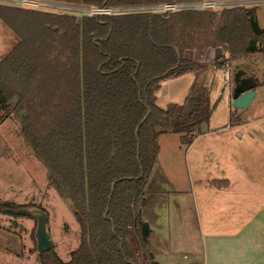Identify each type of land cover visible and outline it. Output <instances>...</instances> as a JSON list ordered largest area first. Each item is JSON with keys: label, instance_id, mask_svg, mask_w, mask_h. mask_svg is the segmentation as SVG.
<instances>
[{"label": "trees", "instance_id": "trees-1", "mask_svg": "<svg viewBox=\"0 0 264 264\" xmlns=\"http://www.w3.org/2000/svg\"><path fill=\"white\" fill-rule=\"evenodd\" d=\"M86 8H137L201 0H45ZM0 7L19 38L0 60V108L9 99L27 113L21 133L47 171L49 187L67 201L79 229L78 247L62 262L53 250L39 264H152L139 226L158 219L167 193L157 169L159 136L190 145L213 107L197 73L180 105L159 108L161 82L197 72L194 48H219L230 61L260 49L264 31L255 10L181 11L83 16ZM187 54V55H186ZM11 102V101H10ZM15 203L0 215L29 217ZM106 214V218H104ZM36 219V218H35Z\"/></svg>", "mask_w": 264, "mask_h": 264}, {"label": "rangeland", "instance_id": "rangeland-1", "mask_svg": "<svg viewBox=\"0 0 264 264\" xmlns=\"http://www.w3.org/2000/svg\"><path fill=\"white\" fill-rule=\"evenodd\" d=\"M63 5L86 8L71 4ZM0 7L11 8L13 6L0 3ZM244 7L255 10L256 22L264 30V4ZM217 9L220 10L212 12L219 15L222 10L227 8ZM55 14L78 18L87 16L79 13L77 9L71 12H55ZM18 42L19 38L0 19V60L4 59ZM262 49L264 50V44ZM208 51L205 46H202V48L196 47L194 50L187 52L188 55H186L192 58L198 66L203 67L201 62L204 61L203 56ZM260 55L261 62L258 60V63H256V59L253 60L254 58L247 59L245 62L230 61L228 55L223 54L213 62L211 67L212 69H222V74L217 72L214 76L212 71L209 74L206 71L202 75V72H199V75H202V84L206 83L209 87L210 103L213 107L210 123L200 127V136L197 137L198 134L197 138L195 137L194 144L185 145L178 142L176 144L171 143L168 146L170 152V154L168 153L169 165L174 166L176 174H167L172 183L168 179L169 190L164 195L159 196L153 207L158 219L159 216H162L165 222L167 221L168 211L163 210L167 201H170L174 214L177 213L176 202H189L188 199H191L193 190L190 182L191 185L193 182L194 186L197 177L200 180L209 182L211 180H221L219 179L220 172L225 175L228 174L231 165L246 166L250 172L246 173V176L253 183H256L261 192L264 193V121L260 123L258 121L264 116V92L261 95L257 94L253 104L239 117H236V111L230 104L233 89L232 78L235 74L241 72V65H247L248 63L254 66L255 75L261 82L264 80V53L262 52ZM225 73L229 74L230 81L227 90L221 88ZM195 79L196 76L191 79V84ZM186 80L189 81L190 78L186 76L163 81L156 93L157 105L162 107L169 95H172L176 103L182 104L191 87H188ZM14 97L11 100L9 99L10 107L7 112L0 108V202L15 203L20 206L19 210L25 212L29 217H0V264H39L34 235L36 230L35 218L41 214L46 215V230L54 243L52 250L65 263L69 261L70 253L78 247V225L73 218L69 203L59 198L55 191L49 187L45 167L35 158L30 146L24 140L21 133V116L24 115L23 117L26 118L27 113L14 108L12 104ZM260 101H263V106L256 109ZM17 104H19L18 98L15 105ZM261 111L263 115L260 114ZM240 123L246 125L244 127L238 126ZM227 126H229V129L225 130ZM251 129H256L257 132L258 130L261 131L262 134H259L262 137L260 143L257 140L251 141L246 138L248 133H252L253 130ZM237 132H243V141L236 138ZM230 136L232 137L231 140L229 139ZM207 151H211L212 156L216 159L209 158L208 160V154L202 156ZM234 152H237V161L236 158H231V154ZM239 177L245 178V175L241 174ZM236 180L240 182L239 179ZM175 184L177 187L181 186L186 190L185 197L179 194L181 196L179 198L177 191L174 189ZM257 200L253 208L240 205V212L248 214L251 211L257 212V209L261 206L264 207V196H257ZM227 210L228 213L233 212L232 208ZM186 213H189V211L187 210ZM157 220L150 222L149 226L155 231L163 230V225L157 223Z\"/></svg>", "mask_w": 264, "mask_h": 264}, {"label": "crops", "instance_id": "crops-1", "mask_svg": "<svg viewBox=\"0 0 264 264\" xmlns=\"http://www.w3.org/2000/svg\"><path fill=\"white\" fill-rule=\"evenodd\" d=\"M249 1H256L258 5L264 4V0ZM259 29L261 28L259 27ZM261 30L264 31L263 29ZM263 44L256 45V48L260 49L261 52L238 60V62H245V60L251 58H254L253 60L256 59V63H258V60L261 62L259 56H261L262 52L264 53L262 49ZM207 49L209 51L205 52L203 56L204 61L201 62L203 67L200 66L197 72L188 73L174 79L188 76L190 80H186V82L189 85L188 87H190L192 85L191 79L199 72L205 73L207 71L206 73L209 74L212 71L214 76L217 72L222 74V69H212L211 67L214 61L226 53L219 48ZM240 67L241 72L235 74L232 78L233 84L236 79L242 87L251 86L255 91L254 99H256L257 94L261 95L264 92V80L261 82L257 75H255L254 66L247 63V65H241ZM203 86L207 89L209 95L208 85L205 83ZM156 93L155 103L157 102ZM260 102L257 104L256 109L263 106V101ZM169 104L180 105L175 102L172 95L167 96V101L162 107H159L156 103L159 108H165ZM260 114L263 115L264 113L262 114L261 111ZM258 121L259 123L264 121V116ZM208 123L210 122L208 121ZM245 125L243 123L238 124V126L242 127ZM251 130H253L252 133H248L246 138L251 141L257 140L260 143L262 137L259 134L261 131L258 130L257 132L255 131L256 129ZM199 136L200 134L197 137ZM236 136L239 141L244 140L243 132H237ZM229 139L231 140L232 137L230 136ZM178 142L181 144L180 135L172 133L161 135L157 140L159 146L157 169L164 175L167 182L168 179L171 182V179L167 176L168 173L176 174L174 166L171 167L169 165L168 158L170 152L168 146L171 143L176 144ZM194 143L192 142V144ZM206 154H208V160L209 158L216 159L212 156L211 151L205 152L202 156ZM236 154L237 152L232 153L231 158H236L237 161ZM211 161L214 162L213 160ZM228 171L226 175L220 172L219 179L221 180H211L209 182L207 180H200L197 177V182L196 184L194 183V186L193 182L191 185L189 181L190 186L193 187L191 199H188L189 202H176V214L172 211L173 208L170 201L166 202L163 210L168 211L167 221L165 222L162 216H159L157 220V223L163 225V230L159 229L155 231L149 226L150 234L147 244L152 254V262L156 264H264V207L261 206L257 209V212L251 211L248 214L241 213L239 210L240 205L253 208L256 205L254 203L258 201L257 196H264V193L261 192L256 183H253L246 176V173H250L246 166L231 165ZM241 174L245 175V178H240L239 175ZM236 179H239L240 182ZM174 189L178 195L182 194L185 197L186 190L184 188H181V186L177 187L175 184ZM238 196L241 197L239 198ZM228 208H232L233 212L228 213ZM187 210L189 213H186ZM0 217L4 216L0 215Z\"/></svg>", "mask_w": 264, "mask_h": 264}, {"label": "built area", "instance_id": "built-area-1", "mask_svg": "<svg viewBox=\"0 0 264 264\" xmlns=\"http://www.w3.org/2000/svg\"><path fill=\"white\" fill-rule=\"evenodd\" d=\"M201 1H187V2L174 1L172 3H165L161 5H154L148 7H137V8H74L63 4L48 2L45 0H0V3L7 4L9 6H13L14 8H18V9L52 13V14H55V12H71L77 9L79 13L90 17L101 16V15L113 16L119 14L146 13V12L152 14H159V15H170L172 13L189 11V10L212 12V11L220 10L217 8L223 9V8H231L236 6H250V5L258 4L256 1H249V0H245V1L203 0L202 2ZM229 82H230L229 74L225 73L223 75V82L221 84V88L227 90L229 88ZM225 129H229V126H227Z\"/></svg>", "mask_w": 264, "mask_h": 264}, {"label": "water", "instance_id": "water-1", "mask_svg": "<svg viewBox=\"0 0 264 264\" xmlns=\"http://www.w3.org/2000/svg\"><path fill=\"white\" fill-rule=\"evenodd\" d=\"M76 23H79V18L76 19ZM255 97L254 89L249 87H242L236 79L234 80V85L231 93V101L230 104L233 109L236 111V117H239L245 110H247ZM17 103V98L14 97L12 99V104L15 105ZM106 218V214L103 216ZM46 215L41 214L36 216V230H35V242H36V251L38 255L47 253L52 250L54 247V243L51 240L49 233L46 230ZM140 234L142 240L145 244H147V239L150 234L149 225L147 223H141L139 226ZM152 258V256H151ZM152 264H156L152 262Z\"/></svg>", "mask_w": 264, "mask_h": 264}, {"label": "flooded vegetation", "instance_id": "flooded-vegetation-1", "mask_svg": "<svg viewBox=\"0 0 264 264\" xmlns=\"http://www.w3.org/2000/svg\"><path fill=\"white\" fill-rule=\"evenodd\" d=\"M234 85V84H233Z\"/></svg>", "mask_w": 264, "mask_h": 264}]
</instances>
